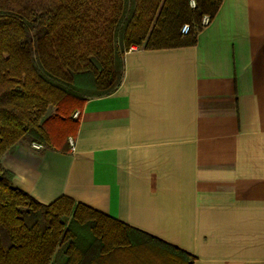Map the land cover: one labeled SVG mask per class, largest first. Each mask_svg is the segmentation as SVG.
<instances>
[{"label":"crops","instance_id":"obj_1","mask_svg":"<svg viewBox=\"0 0 264 264\" xmlns=\"http://www.w3.org/2000/svg\"><path fill=\"white\" fill-rule=\"evenodd\" d=\"M73 139L21 140L1 164L36 201L66 196L193 264H264V0H221L193 45H132Z\"/></svg>","mask_w":264,"mask_h":264},{"label":"trees","instance_id":"obj_2","mask_svg":"<svg viewBox=\"0 0 264 264\" xmlns=\"http://www.w3.org/2000/svg\"><path fill=\"white\" fill-rule=\"evenodd\" d=\"M220 3L0 0V264H193L182 249L66 196L36 201L13 186L1 156L25 138L66 150L84 102L119 86L125 51L193 45Z\"/></svg>","mask_w":264,"mask_h":264},{"label":"built area","instance_id":"obj_3","mask_svg":"<svg viewBox=\"0 0 264 264\" xmlns=\"http://www.w3.org/2000/svg\"><path fill=\"white\" fill-rule=\"evenodd\" d=\"M208 22V17L206 15L203 16L202 18V23L203 24H206ZM189 30V25L188 24H183L180 28V32L183 33V34H186ZM77 111L74 113V116H77ZM68 144H69V148L70 150H73L74 149V139L72 136H69L68 139Z\"/></svg>","mask_w":264,"mask_h":264},{"label":"rangeland","instance_id":"obj_4","mask_svg":"<svg viewBox=\"0 0 264 264\" xmlns=\"http://www.w3.org/2000/svg\"><path fill=\"white\" fill-rule=\"evenodd\" d=\"M190 5H191V6L194 5V0H190ZM82 87H83V85H82ZM87 91H88V88L84 86V92H87ZM53 111H54V107H53V106H49V107L47 108V111H46L45 116H47V115L53 113ZM76 111H77V110H76ZM76 111H75V112H76ZM75 112H74V113H75ZM74 113H73V116H74ZM21 140L29 141V139H26V138H25V139H21ZM21 140L17 141L16 143L20 142Z\"/></svg>","mask_w":264,"mask_h":264}]
</instances>
